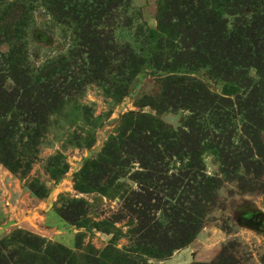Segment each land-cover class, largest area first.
Masks as SVG:
<instances>
[{
    "label": "rangeland",
    "instance_id": "374dc122",
    "mask_svg": "<svg viewBox=\"0 0 264 264\" xmlns=\"http://www.w3.org/2000/svg\"><path fill=\"white\" fill-rule=\"evenodd\" d=\"M160 1L0 0V207L8 195H22L28 208L43 200L46 216L42 234L13 227L0 236V264H42L30 259L31 249L21 248L20 240L48 249L44 264L71 252L83 254L85 264H99L95 258L108 245L130 251L136 264H264L263 120L248 118L239 107L199 114L214 148L199 155L194 179L186 174L184 151L146 168L136 154L137 135L117 142L120 150L109 145L111 136L124 132L121 119L130 112L154 115L173 128L190 116L192 102L186 92H174L170 69L163 67L169 53L159 55L165 40L175 42L185 24L176 20L174 31L161 29ZM85 13L93 26L89 44L82 35ZM196 56L187 51L182 61ZM189 66L173 70L176 81L194 79L222 92L217 70ZM244 76L231 74L234 81H262L253 67ZM263 86L257 93L264 94ZM234 90L232 101L241 88ZM261 102L256 109L263 108ZM191 202L201 215L194 224L176 223ZM257 213L263 215L260 229L247 223ZM156 221L162 229L199 231L189 244L154 256L136 245L140 234L134 229ZM151 236L155 247L159 235Z\"/></svg>",
    "mask_w": 264,
    "mask_h": 264
},
{
    "label": "trees",
    "instance_id": "16d2710c",
    "mask_svg": "<svg viewBox=\"0 0 264 264\" xmlns=\"http://www.w3.org/2000/svg\"><path fill=\"white\" fill-rule=\"evenodd\" d=\"M192 2L197 6L192 7L194 11L192 13L190 8H181L179 12L170 11L173 8L178 9V6L185 7L187 3L192 4ZM69 3L72 2L69 1ZM81 15L82 13L80 12V17ZM157 17L161 29L168 27L171 31H174L171 24H173L172 21L176 20H180L185 24L183 26L184 33L183 30L178 29L176 38H174L175 42L172 41V37L165 40L164 47L166 49L160 48L161 52L159 55L161 56L164 50L169 53L170 63L165 64V61H163L162 63L165 65L163 67H169L168 69H170L169 74L171 76L168 79H171L174 83V92L181 96H184L183 93L186 92L187 102H192L190 104L192 106L190 108V116L184 117L182 123L177 128H173L154 115L130 112L127 118L126 115L122 116L121 121L123 118L124 121L121 128L124 132L118 136L121 138L111 136L109 145L120 150L116 146L117 142L123 140V145L125 144L124 140H129L131 137L130 133L137 135L136 141L139 144L135 145V149L139 150L136 154L142 157V163L146 168L152 167L153 164L156 165V162H162V159L167 156L169 160L172 157L180 156L184 151V155L188 157L189 162L186 174L188 172V175L194 179L198 174L196 166L199 164V155L207 149L214 148V144L207 142L206 126L200 121L201 117L199 114L215 108L212 111L213 114H226L232 111L234 107H239V109L246 111L248 118L254 120L260 118L264 121V105L263 108L256 109V105H260L259 102L261 100L264 101V94L262 92L257 93L260 86L264 85V79L261 76V73H264V0H161L157 9ZM87 18L88 14L84 16V19ZM84 25L86 27L82 35L86 37V43H88L91 42L89 38L93 28L91 16L85 21ZM180 33H183V35ZM201 33L204 36H201ZM161 42L163 43L162 40ZM126 50L128 51V49ZM187 51L195 52L197 55L192 62L182 61ZM128 52L132 53L133 51L129 50ZM90 59L92 62L93 56ZM96 61L92 62V64L97 63ZM185 64L190 65L189 69L208 65L211 68L210 71L217 70L219 76L222 77V92L211 90L204 83L195 82L194 79L193 84L185 85L181 78L176 81V74L171 73L175 68L176 70L182 69ZM121 67L122 70H125L124 66ZM248 67H253L262 81H256L253 84L249 81L245 83V80L234 81L231 78V74L235 71L240 72L241 79H245L244 74L247 72ZM107 73L108 75L111 74L110 72ZM218 74H216V77L219 79ZM101 79H103V76ZM120 82H122L121 79ZM235 87L241 88V90L240 94H236L237 100L232 101L230 96L234 94ZM114 92L118 94L119 88H114ZM216 104H219V106ZM128 147L127 149H129ZM125 152L128 153L126 150ZM249 158L251 159L252 156H249ZM195 160L197 163H195ZM155 167H158V165ZM159 171L161 172V167L156 170V173ZM200 171L204 172V167ZM178 175L180 176L179 179L184 177L183 173ZM179 179H177V184L182 187L183 185ZM177 188L175 186L173 190ZM192 202L188 206H184L179 212L180 215L176 223L181 224L184 220V223L188 225L189 223L194 224L195 219L201 215L192 206ZM185 216L187 219H185ZM155 224H157V221L154 224H148L144 228L137 227L134 229L138 236L140 234L136 245H140L147 254L152 253L154 256L156 254L162 255L164 250H172L175 247L189 244L199 231L198 227L189 233L186 226L179 232L173 228L162 229L160 223L157 224L159 227L156 228ZM154 229L156 230L152 232ZM151 233L159 235L157 236L158 243L153 244L155 247H151L149 244V242L153 241ZM177 238L180 239L177 244H174ZM7 242L3 240L2 245ZM19 243L21 248L31 249L28 250L32 254L31 260L35 261L37 259L41 260L42 264L45 263L47 260L46 253L49 252L48 249L46 252H42L41 246L36 241L31 244L29 240H20ZM146 245L152 248L154 252L146 248ZM40 252L42 253L39 254ZM110 252L112 253L111 257ZM129 254L130 251H120L114 246L108 245L105 250L98 254L95 261L99 262V264H136L135 258H132ZM82 255L81 253L71 252L69 256L61 255L58 262L54 258L48 260V262L50 264H58L67 261V264H85L82 262ZM141 264L146 263L142 262Z\"/></svg>",
    "mask_w": 264,
    "mask_h": 264
},
{
    "label": "crops",
    "instance_id": "0c3cea01",
    "mask_svg": "<svg viewBox=\"0 0 264 264\" xmlns=\"http://www.w3.org/2000/svg\"><path fill=\"white\" fill-rule=\"evenodd\" d=\"M9 198V195L5 197L4 204L2 203V207H0V236L9 232L13 227H22L41 233L39 225L46 217L45 214H42L43 208L41 209L43 200H36V205H31L28 208V206L21 203L24 200L22 195ZM193 259H196V255L194 258L191 256V260Z\"/></svg>",
    "mask_w": 264,
    "mask_h": 264
},
{
    "label": "water",
    "instance_id": "95a60500",
    "mask_svg": "<svg viewBox=\"0 0 264 264\" xmlns=\"http://www.w3.org/2000/svg\"><path fill=\"white\" fill-rule=\"evenodd\" d=\"M262 213H257L253 216V218L249 219L248 225L260 229L262 227ZM248 221V219H247Z\"/></svg>",
    "mask_w": 264,
    "mask_h": 264
}]
</instances>
